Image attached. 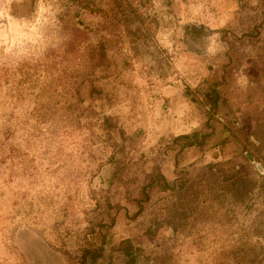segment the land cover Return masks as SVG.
I'll return each mask as SVG.
<instances>
[{"label":"rangeland","instance_id":"rangeland-1","mask_svg":"<svg viewBox=\"0 0 264 264\" xmlns=\"http://www.w3.org/2000/svg\"><path fill=\"white\" fill-rule=\"evenodd\" d=\"M60 2L31 0L16 17L28 0H0V264H70L103 197L118 201L105 239L142 241V264H264V0H138V30L107 51L101 100L81 79L83 42L99 34L73 32ZM212 82L227 113L202 147L179 149L176 136L203 130ZM100 111L129 172L155 165L183 182L181 198L157 194L137 212L131 184L109 185Z\"/></svg>","mask_w":264,"mask_h":264},{"label":"trees","instance_id":"trees-1","mask_svg":"<svg viewBox=\"0 0 264 264\" xmlns=\"http://www.w3.org/2000/svg\"><path fill=\"white\" fill-rule=\"evenodd\" d=\"M138 0H61V16L70 18L69 26L73 32H81L88 34L91 29L94 33H98V38L95 42L84 40L82 52L86 64L87 72L84 78H81L87 83L88 96L91 100H101L107 97L102 87L103 79L107 80L110 77L111 62L107 55V51L112 47V44L122 40L125 35H133L134 31L138 30V24L142 21V16L138 10ZM31 0L28 4L22 3L20 6L13 8V14L16 17L28 15L33 11ZM81 14L91 15L94 20L91 28L87 25L77 26L80 22L78 17ZM76 17V19H75ZM138 23V24H137ZM103 32V33H102ZM133 37V36H132ZM77 46L74 41L70 46ZM217 82H212L205 93L204 104L206 106L205 121L202 128L192 130L189 133L181 134L175 137L178 142V148L187 147H202L207 139L212 134L210 122L214 116L224 117L227 112L223 109L226 107L225 100L221 95ZM87 115L90 117L94 111L90 105L86 107ZM97 127L102 131L105 139H108V146L112 148L111 156L113 159L112 173L109 179V185L131 184V188L126 191L125 201L137 207V212H141L144 206L150 203L157 194H164L167 191H172V197L178 200L183 182L177 184L173 179L172 186L165 180L159 172L157 166L153 165L149 170L142 172V175L137 178L136 174L129 172L130 157L125 159L120 156L121 149L115 151L114 138H111L112 133H121L115 125L114 117L105 114L103 111L96 112ZM208 128H211L207 131ZM112 136V135H111ZM256 148V146H255ZM118 153V154H117ZM210 168V165H207ZM236 172L230 173L226 178L236 177ZM242 177V176H241ZM242 179V178H241ZM243 180V179H242ZM179 185V186H178ZM118 201L109 200V197H103L102 204L94 199V206L91 209L95 212V207H101L98 210L101 216L94 215L93 219L89 220L90 224L85 230L84 239L80 244L68 254L71 258L70 264H142L140 254L137 252L141 248L142 241H136L134 238H122L117 241L106 240L104 231L101 230L109 220V209L116 206ZM170 205L175 206L174 201H170ZM165 209L168 206L165 204ZM163 209V208H162ZM161 209V210H162ZM102 211V212H101ZM98 217V218H97ZM103 217H106L103 220ZM111 219V218H110ZM160 219L164 223L174 225L169 219L165 220L160 212ZM161 220H157L160 225ZM162 220V221H163ZM88 237V238H87Z\"/></svg>","mask_w":264,"mask_h":264}]
</instances>
